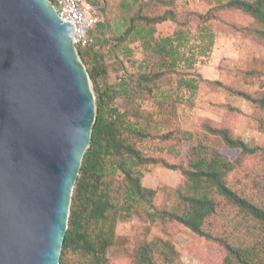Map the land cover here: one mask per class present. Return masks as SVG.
<instances>
[{
    "label": "trees",
    "instance_id": "trees-1",
    "mask_svg": "<svg viewBox=\"0 0 264 264\" xmlns=\"http://www.w3.org/2000/svg\"><path fill=\"white\" fill-rule=\"evenodd\" d=\"M86 1L99 15L94 28L97 36L95 43L79 47L77 51L95 94V120L72 190L59 264H108V249L116 243L117 221L130 218L137 208L149 218L162 223L176 222L203 242L220 245L225 251L221 264H264V172L257 170L249 175L250 188L254 190L245 193L228 180L229 173L237 168V162L200 142L189 145L186 163L182 165L169 163L161 157L146 156L128 140L132 134L139 141L150 135L139 120H130V115L145 117L154 128L159 125L160 121L152 119V113L143 115L135 101L143 96L154 98L156 91L161 89L159 83L166 79L165 74L176 71L184 59L180 49L186 40L183 29H176L169 36H155L157 24L179 23L176 0L123 1V8L135 4L136 8L122 21H116L112 30L105 18L106 4L99 0ZM149 5L164 10L157 14L144 13L143 9ZM220 7L241 10L264 25V0H228ZM191 15L202 23L216 17L211 10L205 14L191 12ZM201 28L205 29V24ZM109 30L112 34L107 33ZM133 42L139 43L145 59L136 72L128 73L119 59V52L123 47L124 52L130 54L127 43ZM107 56L114 59L112 68L120 69L112 83L107 81L110 72ZM149 63L152 67L146 70ZM195 82L193 76L181 75L176 85L193 91ZM238 93L264 110V92L257 96ZM116 98H123L135 107L121 112L114 106ZM164 104V99L157 102L159 114H162ZM209 130L227 147L238 149L242 154L264 153V148L249 146L242 139L231 137L226 129ZM172 133L173 130H169L158 138L168 139ZM182 135L190 141V133L183 132ZM158 163L178 170L184 177L183 184L175 190L176 203L165 209L154 206L156 192L142 184V173L137 169L141 165ZM118 173L120 177H117ZM122 264L181 263L171 244L154 239L137 245Z\"/></svg>",
    "mask_w": 264,
    "mask_h": 264
},
{
    "label": "rangeland",
    "instance_id": "rangeland-1",
    "mask_svg": "<svg viewBox=\"0 0 264 264\" xmlns=\"http://www.w3.org/2000/svg\"><path fill=\"white\" fill-rule=\"evenodd\" d=\"M99 1L106 4L105 18L111 30L116 21H122L136 8V4L129 8L121 6L123 1L130 0ZM227 1L176 0L179 23L165 21L156 25L157 37L172 35L176 29L186 32V40L180 46L184 59L176 71L165 74L166 79L159 83L161 89L156 91L154 98L143 96L135 101L142 114L152 113V119L160 121L159 125L154 128L145 117L130 115L128 118L139 120L150 135L139 141L132 134L128 140L146 156L161 157L169 163L182 165L186 163L189 145L200 142L237 162L238 166L229 173L228 180L245 193H251L254 189L250 188L249 175L257 170L264 172V153L242 154L238 149L227 147L217 134L209 130L226 129L231 137L240 138L249 146L264 148V110L238 93L257 96L264 92V25L241 10L220 7ZM163 10V7L149 5L143 12L157 14ZM209 10L216 17L204 23L191 15V12L205 14ZM203 24L205 29L201 28ZM111 30L107 33L112 34ZM96 36L95 30L93 43ZM127 46L130 54L121 47L119 59L126 71L133 73L140 64L144 65L145 55L138 42L127 43ZM106 63L110 70L107 81L112 83L120 69L112 68L115 65L113 58L107 56ZM151 67L152 63H149L146 70ZM181 75L193 76L196 89L178 88L176 82ZM162 99L170 106L164 104V110L159 114L157 102ZM114 106L121 112L135 107L123 98H116ZM169 130L174 133L168 139L158 138ZM183 132L190 133V141L184 139ZM124 134L128 135L127 132ZM137 169L142 173V184L156 192V208L165 209L176 203L175 190L184 182L178 170L168 169L160 163L141 165ZM117 177H120L119 173ZM115 234L116 243L108 249V264H122L137 245L154 239L171 244L181 264H221L225 255L220 245L203 242L176 222L162 223L149 218L140 208L130 218L117 221Z\"/></svg>",
    "mask_w": 264,
    "mask_h": 264
},
{
    "label": "water",
    "instance_id": "water-1",
    "mask_svg": "<svg viewBox=\"0 0 264 264\" xmlns=\"http://www.w3.org/2000/svg\"><path fill=\"white\" fill-rule=\"evenodd\" d=\"M49 0H0V264H59L95 95Z\"/></svg>",
    "mask_w": 264,
    "mask_h": 264
},
{
    "label": "built area",
    "instance_id": "built-area-1",
    "mask_svg": "<svg viewBox=\"0 0 264 264\" xmlns=\"http://www.w3.org/2000/svg\"><path fill=\"white\" fill-rule=\"evenodd\" d=\"M58 16L73 27L72 43L76 49L93 43L95 24L99 21L96 8L86 0H49Z\"/></svg>",
    "mask_w": 264,
    "mask_h": 264
}]
</instances>
